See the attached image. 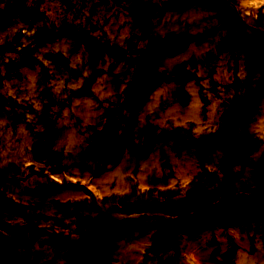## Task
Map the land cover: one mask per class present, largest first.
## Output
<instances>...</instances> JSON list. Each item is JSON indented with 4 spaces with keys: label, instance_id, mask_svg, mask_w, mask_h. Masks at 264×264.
Segmentation results:
<instances>
[{
    "label": "rangeland",
    "instance_id": "obj_1",
    "mask_svg": "<svg viewBox=\"0 0 264 264\" xmlns=\"http://www.w3.org/2000/svg\"><path fill=\"white\" fill-rule=\"evenodd\" d=\"M0 233V264H264V0H0Z\"/></svg>",
    "mask_w": 264,
    "mask_h": 264
},
{
    "label": "water",
    "instance_id": "obj_2",
    "mask_svg": "<svg viewBox=\"0 0 264 264\" xmlns=\"http://www.w3.org/2000/svg\"><path fill=\"white\" fill-rule=\"evenodd\" d=\"M58 36H59L58 32L49 31L48 33H46L45 38H55ZM190 41H191V37L190 34L187 32L169 33L164 39L162 49L167 56L172 57L175 54L185 50L189 45ZM89 49L91 56L95 60H98L106 51L109 50V45L106 41L95 39L89 43ZM48 58L53 63L60 64L63 66L69 65V59L60 52L50 53L48 55ZM149 93H150V89L144 88L136 98L135 106L140 107L147 100ZM133 118L134 116L131 115L130 120L132 121ZM123 142L124 141L122 139L120 143L123 144ZM154 146H155V139L151 136L146 137L142 145L135 150L134 155L137 158L142 159L154 148ZM25 228L36 234L43 233V231L40 228L34 225L27 224L25 225ZM6 239L7 236L3 233H0V246L3 245Z\"/></svg>",
    "mask_w": 264,
    "mask_h": 264
},
{
    "label": "trees",
    "instance_id": "obj_3",
    "mask_svg": "<svg viewBox=\"0 0 264 264\" xmlns=\"http://www.w3.org/2000/svg\"><path fill=\"white\" fill-rule=\"evenodd\" d=\"M193 185H191L186 191H185V196H187L188 194H190L191 192H192V187ZM198 188V187H197ZM168 192H170V191H168ZM167 193V192H166ZM167 195H164V194H160V200H161V202H163L164 200H167V199H169V198H167L166 197ZM140 199H137L134 203H136V202H138ZM124 205V207L126 208L127 207V205L126 204H123Z\"/></svg>",
    "mask_w": 264,
    "mask_h": 264
},
{
    "label": "flooded vegetation",
    "instance_id": "obj_4",
    "mask_svg": "<svg viewBox=\"0 0 264 264\" xmlns=\"http://www.w3.org/2000/svg\"><path fill=\"white\" fill-rule=\"evenodd\" d=\"M144 88H148V89H150V93H149V94H151L152 91H153L150 87H144ZM144 88H143V89H144ZM143 89H142V90H143ZM142 90L138 91V93H137L135 99L138 97V95L140 94V92H141ZM131 115H132V114H131ZM131 115H130V117H131ZM130 117H129V119H130Z\"/></svg>",
    "mask_w": 264,
    "mask_h": 264
},
{
    "label": "bare ground",
    "instance_id": "obj_5",
    "mask_svg": "<svg viewBox=\"0 0 264 264\" xmlns=\"http://www.w3.org/2000/svg\"><path fill=\"white\" fill-rule=\"evenodd\" d=\"M193 104H195V103H193ZM190 108H192V107H190ZM193 108H194V107H193ZM194 109H195V108H194ZM91 112H92V111H91ZM189 112L191 113V112H193V111H192V110H191V111L189 110ZM189 112H188V113H189ZM194 112H195V111H194ZM93 113H94V112H93ZM91 115H92V114H91ZM192 115H194V114H192ZM195 115H196V113H195ZM190 116H191V115H190ZM90 118H91V117H90ZM187 164H188V163H187ZM189 164H190V163H189ZM148 184H149V183H148ZM146 185H147V184H146Z\"/></svg>",
    "mask_w": 264,
    "mask_h": 264
}]
</instances>
